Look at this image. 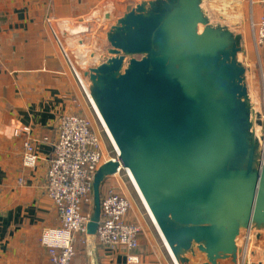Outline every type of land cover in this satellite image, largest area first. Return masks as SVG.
Returning <instances> with one entry per match:
<instances>
[{
    "label": "water",
    "instance_id": "95a60500",
    "mask_svg": "<svg viewBox=\"0 0 264 264\" xmlns=\"http://www.w3.org/2000/svg\"><path fill=\"white\" fill-rule=\"evenodd\" d=\"M125 2L120 16L100 5L106 44L61 23L79 82L174 264H237L245 241L264 248V117L243 33L216 0ZM117 167L94 177L89 248Z\"/></svg>",
    "mask_w": 264,
    "mask_h": 264
},
{
    "label": "crops",
    "instance_id": "0c3cea01",
    "mask_svg": "<svg viewBox=\"0 0 264 264\" xmlns=\"http://www.w3.org/2000/svg\"><path fill=\"white\" fill-rule=\"evenodd\" d=\"M91 1L0 0V264H49L39 239L44 229L58 224L52 202L43 188L52 142L59 118L63 114L79 113L87 100L54 34L60 32L63 21L82 22L83 14L91 9ZM102 1L98 0L97 4ZM58 23L59 28L54 25ZM76 73L79 79L77 70ZM93 110L106 131L94 107ZM22 127H29L34 139H47L35 146L38 163L34 169L21 165L23 135L14 136V131ZM110 182L111 179L103 181V195L109 191ZM134 188L142 201L135 185ZM125 220L138 222L133 207ZM77 240L74 263L84 258L79 235ZM154 245L157 243L142 232L136 251H107L97 247L96 262L172 264L163 242L162 255H152Z\"/></svg>",
    "mask_w": 264,
    "mask_h": 264
},
{
    "label": "built area",
    "instance_id": "2783aa9c",
    "mask_svg": "<svg viewBox=\"0 0 264 264\" xmlns=\"http://www.w3.org/2000/svg\"><path fill=\"white\" fill-rule=\"evenodd\" d=\"M254 27L252 39L258 55V49L264 48V0H260V16ZM54 37L74 78L81 86L69 55L61 46L59 38L56 35ZM261 79L264 81V74L261 75ZM84 95L91 105L85 92ZM20 134L23 135L21 165L26 169H34L38 163L35 146L39 142H47V139L42 138L40 141L34 139L29 127L14 131V136ZM111 147L113 157L105 159L99 137L86 117L70 113L59 118L43 187L46 196L52 202L58 224L56 227L44 229L39 239L40 245L46 251L49 264H97L95 256L97 247L107 251L123 249L126 252L138 249L142 230L138 223L125 220L132 206L121 191L123 184L121 174H124L132 186L133 184L117 159L114 147L112 145ZM109 161L118 163V167L114 174L105 178L111 179L112 182L109 191L101 196L100 214L93 233L94 244L89 248L86 231L92 217L90 213L93 211V180L97 171ZM84 207L88 209L87 212H83ZM78 235L84 247V258L74 263ZM245 244L244 250L247 248V241ZM242 261L243 263L245 261V264L249 261L247 253ZM256 264H264V251Z\"/></svg>",
    "mask_w": 264,
    "mask_h": 264
},
{
    "label": "rangeland",
    "instance_id": "374dc122",
    "mask_svg": "<svg viewBox=\"0 0 264 264\" xmlns=\"http://www.w3.org/2000/svg\"><path fill=\"white\" fill-rule=\"evenodd\" d=\"M107 1L114 2V11L116 15L120 16L125 12L126 10L125 0L123 1L104 0L100 3V5ZM97 3H98V0L97 1L92 0L91 1L92 5L90 7L91 9H88L86 12L83 11L85 12V14H83L84 18L82 19V22L74 24V26L77 27L80 38L83 40V42L88 47H92L94 40H100L102 43L106 44V32L108 29V25L97 23V18H98L97 14L103 11L101 6L98 5ZM213 8L214 10L212 11V14L214 16L219 17L218 19L222 21H224L222 17L228 16L229 22H226V23L228 24L230 23L233 30L243 33L245 49H246V62L250 67L253 68L255 72V74L252 76L254 80L252 89H253V92H255V90L257 91L256 96L259 101V107L261 108L262 113H263L264 81H262L261 75L264 74V48L258 49L259 52L257 55L255 52L254 46H253V39H252V34L255 29L254 27L255 23H257V20L259 19V16H260V0H216ZM220 15L222 17H220ZM234 21L236 22V24ZM252 24L254 26H252ZM54 25L57 26L59 25V23L54 24ZM54 25L52 24L53 27ZM60 27L61 28L57 26V28L61 30L60 32L58 31L56 33V36H58L61 46H63L64 50L68 53L70 60L72 61L73 65L76 67L77 72H79L76 56L67 42V39L63 33L62 26ZM82 107H83V110H81L79 113H76V114L82 117H86L90 121L92 128L94 129V131L99 137L104 158L105 159H107L108 157L112 158L113 157V152H112V147H111L112 144L109 142L98 118L96 117L94 113L93 108L91 107L90 104H88L86 99ZM129 178L133 184V181L130 175H129ZM121 179L123 181V184H121V188H122L121 191L129 199L131 206L137 213L138 222H134V223L135 224L138 223V225L141 227V230H142L141 234L142 232H146L149 239L157 243V245H154L153 251H151L152 255L153 256H158L160 254L162 255V252H163L162 242H160L158 238L159 236L156 234L157 232L154 228V224L151 222V219H150L151 216L149 217L150 214L148 215V213L146 212L142 204V201L140 200L138 194L135 191V188H133L134 185L132 186L128 182L124 174H121ZM87 211L88 209L84 207L83 212H87ZM90 214H93V211ZM245 242L243 243V246L246 245ZM243 246H242L240 255L238 257L237 264H245V261L243 263L242 259L244 258L246 253H247V258L249 260L248 261L249 263L246 261L247 262L246 264H256L257 261L260 260V256L262 255L264 248H260L256 246L253 249V251H251L248 245L245 250ZM164 247L168 252L167 247L165 245ZM169 256L171 257L170 254ZM173 263L174 262L172 259V264Z\"/></svg>",
    "mask_w": 264,
    "mask_h": 264
},
{
    "label": "trees",
    "instance_id": "16d2710c",
    "mask_svg": "<svg viewBox=\"0 0 264 264\" xmlns=\"http://www.w3.org/2000/svg\"><path fill=\"white\" fill-rule=\"evenodd\" d=\"M102 184H103V182L100 184V196H102L103 194H102Z\"/></svg>",
    "mask_w": 264,
    "mask_h": 264
},
{
    "label": "bare ground",
    "instance_id": "6f19581e",
    "mask_svg": "<svg viewBox=\"0 0 264 264\" xmlns=\"http://www.w3.org/2000/svg\"><path fill=\"white\" fill-rule=\"evenodd\" d=\"M128 174V173H127ZM128 176H129V174H128Z\"/></svg>",
    "mask_w": 264,
    "mask_h": 264
}]
</instances>
